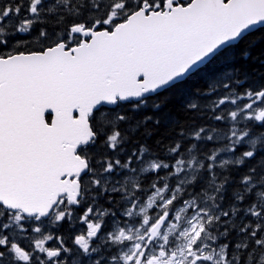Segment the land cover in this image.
Wrapping results in <instances>:
<instances>
[{
	"label": "snow or ice",
	"instance_id": "snow-or-ice-1",
	"mask_svg": "<svg viewBox=\"0 0 264 264\" xmlns=\"http://www.w3.org/2000/svg\"><path fill=\"white\" fill-rule=\"evenodd\" d=\"M262 46L264 0H0V264H264Z\"/></svg>",
	"mask_w": 264,
	"mask_h": 264
},
{
	"label": "trees",
	"instance_id": "trees-1",
	"mask_svg": "<svg viewBox=\"0 0 264 264\" xmlns=\"http://www.w3.org/2000/svg\"><path fill=\"white\" fill-rule=\"evenodd\" d=\"M262 48H264V46H262ZM258 54V53H257Z\"/></svg>",
	"mask_w": 264,
	"mask_h": 264
}]
</instances>
